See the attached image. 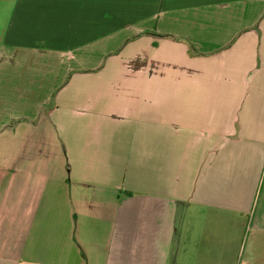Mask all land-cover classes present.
I'll list each match as a JSON object with an SVG mask.
<instances>
[{
	"label": "crops",
	"instance_id": "crops-1",
	"mask_svg": "<svg viewBox=\"0 0 264 264\" xmlns=\"http://www.w3.org/2000/svg\"><path fill=\"white\" fill-rule=\"evenodd\" d=\"M0 264H264V0H0Z\"/></svg>",
	"mask_w": 264,
	"mask_h": 264
}]
</instances>
